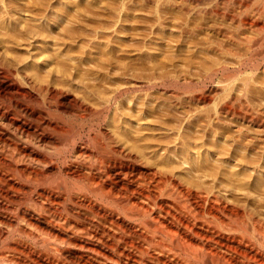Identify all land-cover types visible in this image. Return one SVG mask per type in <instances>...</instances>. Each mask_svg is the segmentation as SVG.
<instances>
[{"label": "bare ground", "instance_id": "obj_1", "mask_svg": "<svg viewBox=\"0 0 264 264\" xmlns=\"http://www.w3.org/2000/svg\"><path fill=\"white\" fill-rule=\"evenodd\" d=\"M30 1L0 0V90L6 81L7 89L25 98L32 92L19 83L39 94L54 91L52 82L40 83L44 79L37 85L25 72L28 63L13 57L22 37L16 34L27 38L29 45H21L29 46L31 66L40 54ZM138 3L151 6L154 15L155 30L143 46L159 37L163 47L144 58L155 70L173 68L133 79L127 91L150 100L167 85L194 83L217 98L210 109L208 97H189L200 108L196 123H104L109 136L106 143L98 140L100 156L80 150L64 159L94 196L54 187L26 194L15 180H43L45 156L32 149L49 147L44 133L52 124L37 123L17 105H0L2 125L4 112L22 120L8 121L10 133L0 134V225L28 239L5 247L0 264H264V98L258 105L249 95L255 93L251 76H264V61L243 71L240 51H257L264 59V0H132L136 10ZM190 49L214 58L196 77L181 57ZM125 89L113 92L107 108ZM170 93L176 109H183L181 94Z\"/></svg>", "mask_w": 264, "mask_h": 264}, {"label": "rangeland", "instance_id": "obj_2", "mask_svg": "<svg viewBox=\"0 0 264 264\" xmlns=\"http://www.w3.org/2000/svg\"><path fill=\"white\" fill-rule=\"evenodd\" d=\"M7 1L10 4L13 0H4V2ZM15 1L18 0H14V2ZM34 1L32 5H29V2H27L26 5L28 7H33L31 9L33 12L35 10L34 14L36 13L35 16H37L34 21L36 24H34V38L36 39H34V41L37 43L35 44L37 45L36 49L38 47L39 50H37L36 54L38 55L40 53L36 61V63L39 64L36 65L35 63L31 66L29 63V46H27L29 44L26 42L27 38L21 34H16V39L18 36H22L20 39H23H17L19 43L17 42L15 45L17 46L18 44V48L13 46V48H15L12 53L14 51L16 52V55L15 52L13 53V57L16 56V60L22 62V66L24 63H28L25 64V66H27L25 72L30 77L32 74L34 75L32 77H34L35 80L37 79V85L41 81L39 78H41L44 79L40 82L42 84L46 80L43 85L52 82L60 87H54L55 84H52L54 88L53 92L55 93L50 91V94L47 92L39 94L37 91L33 92V89L30 87L27 88V86H24L23 83H19L23 88H26V91L29 93L32 92V98L30 97L32 100L28 97L19 96L15 92L10 91L9 88L7 89L6 81H4L5 85L3 83L4 87L0 90L1 106L12 109L14 105H17L28 113H31L37 123L47 122L52 124V128L44 133L45 138H47V141L50 143L49 147L46 149L34 147L32 149L46 158H44L45 162L42 161L41 164V169L45 177L43 176V180L40 179L35 182L24 178H16L15 180V183L18 184L26 194L35 196L37 193L43 194L48 187L49 189L54 187L62 188L61 190L67 189L69 193H87L86 195L94 196L87 187L85 188L84 182L78 179L76 175L74 176L72 170L64 163V159L70 155L78 156L76 151L80 150L100 156L102 152L100 153L101 148H99L98 140L106 143L109 136L104 123H172L171 125L174 123H196V118L199 113L197 109L199 106L190 98L194 96L200 97L201 95L203 97H208L207 106L211 109L217 97L214 98V96L209 95V92L201 89L199 86L197 87L194 83H179L176 84V86H173L175 84L167 85L164 88L165 91H163V88L159 89L155 92V95L153 94V99L150 98V100L146 96L144 97V95L138 97L127 91V88L129 89L132 86L133 79L139 81L145 79V77L148 78L152 76L155 72V74L159 75L163 71V73H169L171 71L170 69L173 68L170 65L171 67L168 66L166 69L155 70L153 63L144 58V55L159 54V49L161 50V48H163L162 46H158V44L162 42L159 37L158 40L156 39L155 43L146 47L143 46L145 43V36H152L149 33L155 30V24L154 21H152L154 15L151 6H144V8L138 3L136 7L138 9L136 10L133 7L132 0H122L120 3L118 1V3H116L115 0ZM30 2L32 3V1ZM11 4L13 5V3ZM130 7L132 9H130ZM31 9L28 8L27 11ZM25 14H27L26 11L24 15ZM28 14L25 15V17H27ZM23 26L26 27V25ZM24 42L27 43L26 46L28 49L25 45L22 46ZM20 45L21 47L19 48ZM141 47H143L144 50L148 47L147 49L150 50L148 51L149 54L147 52H142L143 49ZM39 48L42 49V52ZM135 48H140V53L134 50ZM23 49L25 51H23ZM188 51L191 52V49L186 50L184 55L182 53L181 57H185L184 59L186 60L189 59L187 62L191 63V68L188 70L191 74L195 75V77L196 75L202 74L204 69L213 65L214 58H206L200 51H198V56L195 50H192V57V52L189 53ZM240 51L243 54L241 61V63H243V69L241 70L249 72L251 68L253 69V67H260L262 65L264 59L262 56L260 57L259 52L254 51V53L251 51V53H246V51ZM245 53L246 56H244ZM19 54L23 56L24 60H22ZM187 55L189 57H187ZM25 58H27V60ZM229 62H231L232 68L236 66H233L232 61ZM203 63L207 64L203 65ZM28 65H30L29 68ZM151 65L153 68H151ZM34 69H36V71ZM263 77V75L259 74L252 75L249 82L250 87L252 85V90H255L251 92H255L254 94L249 95L254 98L252 99L253 101L255 99L258 100L254 101L258 105L259 103L262 104L258 99L261 98L260 95L264 98ZM51 78H54L56 81L51 80ZM124 89L128 93L122 94L118 97L119 100L117 99L115 104L107 108L113 92ZM170 92L181 94L179 98L183 109L177 110L174 104H172L173 100ZM56 93L58 94L55 95ZM207 106L206 108H208ZM102 107L105 108H103L104 111H102ZM210 109L206 111L208 114L213 112ZM4 113H2L1 116L6 121L3 125L0 123L1 135L6 134V132L10 133L7 129L9 123L22 124L20 118H12L8 113ZM250 127L251 129L253 128L249 125V128ZM107 205L116 210H120L122 207L114 201H108ZM2 222H4V220H2ZM4 227V224L0 225V253L4 252L5 247L11 246V249L14 248L16 246V243H14L15 241L25 240L24 242H28L26 237L20 236L17 233L12 234L8 232L9 229ZM41 251L44 250L41 249Z\"/></svg>", "mask_w": 264, "mask_h": 264}]
</instances>
